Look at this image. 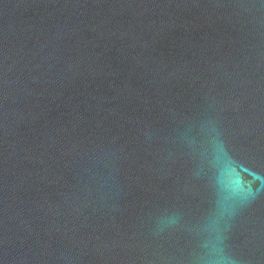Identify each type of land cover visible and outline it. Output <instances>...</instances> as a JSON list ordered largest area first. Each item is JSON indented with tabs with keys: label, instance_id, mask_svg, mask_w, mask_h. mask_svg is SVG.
<instances>
[{
	"label": "water",
	"instance_id": "water-1",
	"mask_svg": "<svg viewBox=\"0 0 264 264\" xmlns=\"http://www.w3.org/2000/svg\"><path fill=\"white\" fill-rule=\"evenodd\" d=\"M264 264V0H0V264Z\"/></svg>",
	"mask_w": 264,
	"mask_h": 264
},
{
	"label": "clouds",
	"instance_id": "clouds-1",
	"mask_svg": "<svg viewBox=\"0 0 264 264\" xmlns=\"http://www.w3.org/2000/svg\"><path fill=\"white\" fill-rule=\"evenodd\" d=\"M212 264H228V261L226 259H218L213 261Z\"/></svg>",
	"mask_w": 264,
	"mask_h": 264
}]
</instances>
